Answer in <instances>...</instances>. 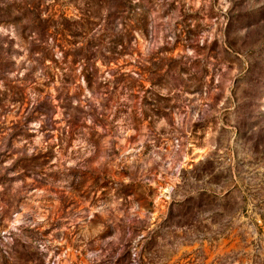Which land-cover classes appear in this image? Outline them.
Instances as JSON below:
<instances>
[{"label": "rangeland", "instance_id": "1", "mask_svg": "<svg viewBox=\"0 0 264 264\" xmlns=\"http://www.w3.org/2000/svg\"><path fill=\"white\" fill-rule=\"evenodd\" d=\"M0 264H264V0H0Z\"/></svg>", "mask_w": 264, "mask_h": 264}, {"label": "trees", "instance_id": "2", "mask_svg": "<svg viewBox=\"0 0 264 264\" xmlns=\"http://www.w3.org/2000/svg\"><path fill=\"white\" fill-rule=\"evenodd\" d=\"M52 60H53V59H52ZM53 61H54V60H53ZM85 70L87 71V69H86V68H85ZM89 74H90V73H89ZM89 74H87V73H86V76L88 77V76H89Z\"/></svg>", "mask_w": 264, "mask_h": 264}]
</instances>
